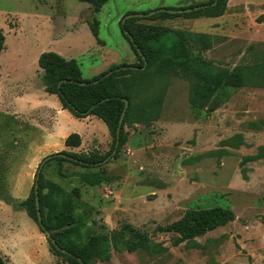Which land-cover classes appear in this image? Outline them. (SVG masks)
<instances>
[{"label":"rangeland","instance_id":"obj_1","mask_svg":"<svg viewBox=\"0 0 264 264\" xmlns=\"http://www.w3.org/2000/svg\"><path fill=\"white\" fill-rule=\"evenodd\" d=\"M72 1L66 7V0H0V28L8 55L22 44L34 53L61 52L76 59L88 77L113 60L116 52L125 55L132 48L120 25L129 12L210 0H109L94 14L102 43L87 23L82 24L94 21L93 7ZM49 20L55 35L65 32L55 43L58 50L48 48ZM142 22L183 31L193 57L218 68H239L242 84L217 88L209 96L192 71L136 73L128 81L133 91L125 125L128 139L121 153L92 168L54 159L44 164L42 175L65 188L73 203L85 210L91 228L84 242L98 240L105 248L102 256L87 264H264V157L256 156L264 146V0H227L218 15L204 10L192 17ZM8 55L3 70L10 68ZM10 100L12 95L0 96V102ZM0 112L8 113L3 106ZM59 119L63 131L81 134L84 142L28 162L26 178L34 177L51 153L98 149L105 154L111 149L112 136L99 117L89 121L69 112ZM19 121L22 132H28L30 119L19 116ZM12 133L15 140L10 147L7 142L13 137L0 129V203L12 204L15 210L4 209L0 220L20 224L25 233L18 238L21 250L10 264H75L52 247L20 205L27 196L10 194L13 177L19 175L14 179L18 184L27 166L28 151ZM60 167L65 173L99 172L104 180L90 186L63 177ZM212 207L231 210L234 218L182 238L175 225L189 211ZM35 224L38 234L31 237L29 230Z\"/></svg>","mask_w":264,"mask_h":264},{"label":"trees","instance_id":"obj_2","mask_svg":"<svg viewBox=\"0 0 264 264\" xmlns=\"http://www.w3.org/2000/svg\"><path fill=\"white\" fill-rule=\"evenodd\" d=\"M89 3L94 10H99L108 0H79ZM227 0H210L206 3L190 6L167 7L154 14L149 11L129 12L133 15L120 22L122 32L129 41L132 49L138 56L136 63L117 64L108 70L91 78L83 76L80 64L74 58H67L54 51L41 53L38 63L42 69V81L48 92L57 94L63 108L68 109L75 117L84 118L94 115L102 119L112 136L111 149L102 154L98 149L89 151L62 150L51 153L43 158L46 163L57 159L67 161L85 168L99 167L110 158L117 157L122 145L127 141L128 134L125 125L130 117L132 87L128 81L136 73L152 71L188 70L197 73L203 81L204 92L212 95L217 88L224 86H239L242 84L239 68L216 67L212 63L199 57H193L188 47V41L183 31L162 25L145 24L143 19L154 21L159 18H174L178 16L192 17L210 10L212 14H222ZM198 8H195L197 7ZM204 6V7H200ZM187 8H195L190 11ZM183 10V11H180ZM128 13V14H129ZM95 37H98L99 21L89 24ZM5 34L0 28V54L4 49ZM123 66L124 68L116 69ZM131 66H134L132 68ZM145 66V68H143ZM111 74L100 79L109 70ZM128 86V87H126ZM129 104L126 108L125 100ZM125 115L121 121L123 113ZM82 136L73 132L65 139V146L76 148L81 146ZM116 152L113 154V151ZM257 157H264V146L259 147ZM59 173L65 178H77L80 182L90 186H97L104 180L102 174L95 171H74L65 173L61 167ZM35 182L38 183L37 193ZM36 195L39 197V210L42 217V226L38 220ZM40 229L45 233L48 230L52 239L48 238L52 247L66 256L75 264H87L92 258L102 256L105 248L98 240L84 242L90 232L89 220L85 210L79 209L68 192L58 183L46 178L42 172L32 185L31 191L25 200L20 202ZM234 218L231 210L222 207H212L199 212L189 211L182 222L175 225L182 238H190L208 230L225 224ZM106 243L108 244L107 240ZM64 248L63 252L58 246ZM0 264H7L0 256Z\"/></svg>","mask_w":264,"mask_h":264},{"label":"crops","instance_id":"obj_3","mask_svg":"<svg viewBox=\"0 0 264 264\" xmlns=\"http://www.w3.org/2000/svg\"><path fill=\"white\" fill-rule=\"evenodd\" d=\"M69 3H71V5L74 4L72 0H66V7H69ZM161 6L162 5H160L159 7ZM101 8L99 10L93 9V19L98 20L94 17V14L99 12ZM161 19L167 20L170 18ZM49 23L51 24L49 28V38L51 43L48 48H54L58 50L55 47V43L61 41L64 38L65 35L63 34H65V32L55 35L54 25L50 22V20ZM85 23L89 25L88 21L82 22V24ZM96 39L99 43H102L99 38V31L98 37H96ZM8 51L9 48L6 44V47L0 54V72L2 74H0V77L3 76L4 78V80L0 81V84L2 82L4 83L2 89L0 90V96L12 95V100H10V103L6 101L0 102V106H3L8 112L7 114L0 112V119L4 120V122L0 124V129L9 132V134H11L9 136L13 137L12 139L7 138L10 139L7 142L8 146L11 147V145H14L13 140H15V136L12 133L14 132L15 135H19V146L27 148L26 151L28 150L27 154L25 155L27 166H25L21 170V179L25 180L24 182H22L21 179H19L18 184L14 185V179L19 176L15 175L13 179L11 178L12 185L10 189V194L13 196H28L35 178V176H27V178L25 177L26 173H30V165H28V162L34 164L38 162L42 156L52 151H58L66 147L65 139L70 133L62 130L59 118L60 115L67 114L70 111L63 108L57 94L48 92L45 88V85L43 84V81L41 79L42 69L40 66H37V63L41 53H43L44 51L40 50L35 53L32 51L30 52L23 44L22 46L18 45V48H15V52L12 54L8 55ZM59 54L63 55V53L61 52ZM6 55H8V59L11 60L10 68L3 70L2 62ZM138 61V56L131 48L130 50L126 51L125 55L116 52L115 58L113 60L105 62V65L98 69V71L96 73H93L91 76L85 77L83 69H81L85 78H91L104 72L114 65L123 63L132 64ZM11 101H13V103ZM19 116H26L30 119V126L28 130L26 129L28 132H22V128H20ZM93 117L95 116L89 115L82 119L91 121ZM2 124L3 127L1 126ZM82 140L84 142V136H82ZM4 209L9 212L11 211V209L15 210L12 204L0 203V212ZM23 233L25 232H22L20 224H14V222L8 223L0 220V256L5 259L7 264L13 263V260L17 258L16 253L18 250H21V243L19 242L18 238ZM29 234L31 237L38 234V227L36 224L31 225Z\"/></svg>","mask_w":264,"mask_h":264},{"label":"water","instance_id":"obj_4","mask_svg":"<svg viewBox=\"0 0 264 264\" xmlns=\"http://www.w3.org/2000/svg\"><path fill=\"white\" fill-rule=\"evenodd\" d=\"M200 7H203V6H200ZM195 8H198V6L195 7ZM195 8H187V9H185V10L190 11V10L195 9ZM163 9H164V8H158V9H155V10H151V11L148 12V15H150V14H154V13L160 11V10H163ZM180 11H183V10H180ZM133 15H136V14H133V13H129V14H127V15L125 16L124 20H125L126 18H129V17L133 16ZM131 67L134 68V66H131ZM121 68H124V67L121 66V67H118V68H116V69H121ZM143 68H145V66H144ZM116 69L109 70L108 72H106L105 74H103V76H101L100 79H103L104 77H106L107 75L111 74V73H112L114 70H116ZM125 102H126L125 107L127 108L129 102H128L127 99L125 100ZM124 115H125V111H124V113H123V116H122L120 122H122V119H123ZM115 152H116V150L113 151V154H114ZM46 160H47V159L42 160L41 163L39 164V166H38V168H37V171H36V174H35V178H36V180H38V178H39V176H40V174H41V172H42L43 166H44V164L46 163ZM35 188H36V193H37V188H38V183H37V182H35ZM36 205H37V208H38V220H39L40 226H42V227L44 228V226H43V224H42V217H41L40 210H39V197H38V195H36ZM45 234H46V236H47L48 238H51V239H52V237H51V233H50L48 230H45ZM52 241L55 243V240H54V239H52ZM55 244H56V243H55ZM57 246H58V245H57ZM58 248H59L60 250H62L63 252H67L64 248H61V247H59V246H58ZM82 264H85V263L82 261Z\"/></svg>","mask_w":264,"mask_h":264}]
</instances>
